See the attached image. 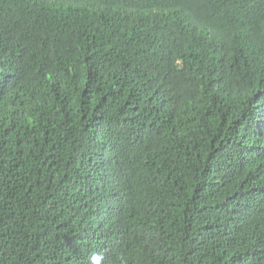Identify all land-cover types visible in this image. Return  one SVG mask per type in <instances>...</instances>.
<instances>
[{"label": "trees", "instance_id": "1", "mask_svg": "<svg viewBox=\"0 0 264 264\" xmlns=\"http://www.w3.org/2000/svg\"><path fill=\"white\" fill-rule=\"evenodd\" d=\"M0 264H264V0H0Z\"/></svg>", "mask_w": 264, "mask_h": 264}, {"label": "rangeland", "instance_id": "2", "mask_svg": "<svg viewBox=\"0 0 264 264\" xmlns=\"http://www.w3.org/2000/svg\"><path fill=\"white\" fill-rule=\"evenodd\" d=\"M13 41V40H12ZM20 41H18V43H19ZM16 44H17V42H16Z\"/></svg>", "mask_w": 264, "mask_h": 264}, {"label": "bare ground", "instance_id": "3", "mask_svg": "<svg viewBox=\"0 0 264 264\" xmlns=\"http://www.w3.org/2000/svg\"><path fill=\"white\" fill-rule=\"evenodd\" d=\"M11 51V50H10ZM12 63V62H11Z\"/></svg>", "mask_w": 264, "mask_h": 264}]
</instances>
